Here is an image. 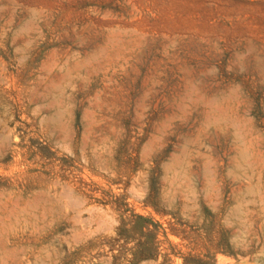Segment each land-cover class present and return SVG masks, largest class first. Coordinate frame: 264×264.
I'll return each instance as SVG.
<instances>
[{
	"label": "rangeland",
	"instance_id": "374dc122",
	"mask_svg": "<svg viewBox=\"0 0 264 264\" xmlns=\"http://www.w3.org/2000/svg\"><path fill=\"white\" fill-rule=\"evenodd\" d=\"M263 216L264 0H0V264H264Z\"/></svg>",
	"mask_w": 264,
	"mask_h": 264
},
{
	"label": "bare ground",
	"instance_id": "6f19581e",
	"mask_svg": "<svg viewBox=\"0 0 264 264\" xmlns=\"http://www.w3.org/2000/svg\"><path fill=\"white\" fill-rule=\"evenodd\" d=\"M48 192V191H47ZM38 199V198H37ZM262 199V198H261ZM42 201V200H41ZM49 201V200H48ZM37 202V201H36ZM43 202H44V199H43ZM258 214V213H257ZM260 217V216H259ZM262 217V216H261ZM264 217V216H263ZM256 219H257V217H256ZM261 219V218H260ZM261 224H264V223H261ZM12 225V224H11ZM263 229V228H262ZM264 230V229H263ZM44 233V232H43ZM40 234H42V233H40ZM46 234V233H45ZM38 238V237H37ZM41 238V237H40ZM43 238H44V236H43ZM42 238V239H43ZM36 241H37V239H36ZM36 244V243H35ZM48 244V243H47ZM45 246V245H44ZM3 247H4V244H3ZM17 248V247H16ZM42 248V247H41ZM45 249V248H44ZM4 250V249H3ZM11 250V249H10ZM22 250V249H21ZM27 250V249H26ZM40 250V249H39ZM30 253H31V251L30 250H28ZM41 251V250H40ZM46 251V250H45ZM34 252V251H33ZM39 252V251H38ZM43 252V251H42ZM47 252V251H46ZM40 253V252H39ZM34 253H32V255H33ZM37 254V252H35V255ZM44 254V253H43ZM47 254V253H46ZM29 255V254H28ZM41 255V254H40ZM48 255V254H47ZM51 255V254H50ZM30 256V255H29ZM28 256V257H29ZM37 256H38V254H37ZM46 255H44V257H45ZM31 257V256H30ZM35 257V256H34ZM43 257V258H44ZM46 257H48V256H46ZM22 258H23V256H22ZM25 258V257H24ZM23 258V259H24ZM39 258V257H38ZM41 259H42V257H41ZM28 260V259H27ZM19 261V260H18ZM40 261V260H39ZM44 261V260H43ZM2 262V261H1ZM34 262V261H33ZM37 262H38V259H37ZM28 263V262H27ZM26 263V264H27ZM25 264V263H24ZM34 264H35V262H34ZM40 264H41V261H40ZM43 264V263H42Z\"/></svg>",
	"mask_w": 264,
	"mask_h": 264
}]
</instances>
